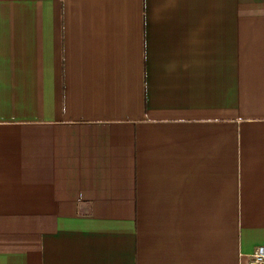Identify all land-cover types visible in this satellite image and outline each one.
<instances>
[{"label":"crops","instance_id":"obj_1","mask_svg":"<svg viewBox=\"0 0 264 264\" xmlns=\"http://www.w3.org/2000/svg\"><path fill=\"white\" fill-rule=\"evenodd\" d=\"M263 242L264 0H0V264Z\"/></svg>","mask_w":264,"mask_h":264},{"label":"built area","instance_id":"obj_2","mask_svg":"<svg viewBox=\"0 0 264 264\" xmlns=\"http://www.w3.org/2000/svg\"><path fill=\"white\" fill-rule=\"evenodd\" d=\"M248 257L249 264H264V242L259 244Z\"/></svg>","mask_w":264,"mask_h":264}]
</instances>
